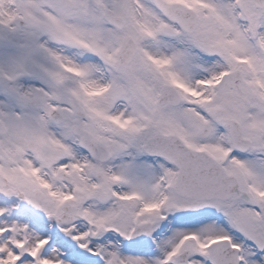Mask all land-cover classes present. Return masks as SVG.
I'll return each mask as SVG.
<instances>
[{
  "label": "snow or ice",
  "instance_id": "6c2138e0",
  "mask_svg": "<svg viewBox=\"0 0 264 264\" xmlns=\"http://www.w3.org/2000/svg\"><path fill=\"white\" fill-rule=\"evenodd\" d=\"M0 264H264V0H0Z\"/></svg>",
  "mask_w": 264,
  "mask_h": 264
}]
</instances>
